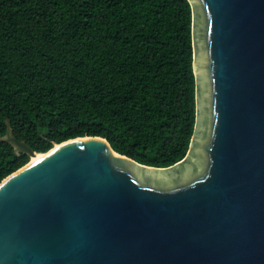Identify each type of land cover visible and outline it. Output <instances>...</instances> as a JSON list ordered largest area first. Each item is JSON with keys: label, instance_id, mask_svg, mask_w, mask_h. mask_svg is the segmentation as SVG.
Masks as SVG:
<instances>
[{"label": "water", "instance_id": "95a60500", "mask_svg": "<svg viewBox=\"0 0 264 264\" xmlns=\"http://www.w3.org/2000/svg\"><path fill=\"white\" fill-rule=\"evenodd\" d=\"M195 119L184 157L139 164L98 136L0 181V264H264V0H187Z\"/></svg>", "mask_w": 264, "mask_h": 264}, {"label": "trees", "instance_id": "16d2710c", "mask_svg": "<svg viewBox=\"0 0 264 264\" xmlns=\"http://www.w3.org/2000/svg\"><path fill=\"white\" fill-rule=\"evenodd\" d=\"M187 0H0V137L35 152L83 136L170 166L195 119ZM0 141V181L28 162Z\"/></svg>", "mask_w": 264, "mask_h": 264}, {"label": "bare ground", "instance_id": "6f19581e", "mask_svg": "<svg viewBox=\"0 0 264 264\" xmlns=\"http://www.w3.org/2000/svg\"><path fill=\"white\" fill-rule=\"evenodd\" d=\"M39 156H40V153L36 152V153L31 157V159L33 160V159H35L36 157H39Z\"/></svg>", "mask_w": 264, "mask_h": 264}]
</instances>
